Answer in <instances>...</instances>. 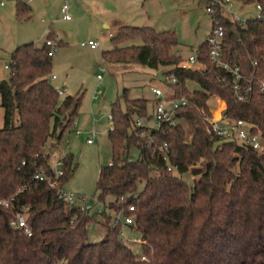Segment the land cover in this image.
<instances>
[{
	"label": "trees",
	"instance_id": "16d2710c",
	"mask_svg": "<svg viewBox=\"0 0 264 264\" xmlns=\"http://www.w3.org/2000/svg\"><path fill=\"white\" fill-rule=\"evenodd\" d=\"M245 1L260 7L259 18L241 24L220 7L215 11L224 29L223 58L248 79L254 77L252 97L245 103L234 100L230 78L210 63L205 42L197 58L205 69H182L181 56L172 51L179 44L175 32L121 26L110 37L113 48L102 52L104 62L169 67L164 75L174 72L177 81L164 83L171 96L184 97L187 105L178 111L175 126L155 129L136 125L137 119L150 123L149 100L129 99L124 90L111 104V160L96 182L102 210L91 215L58 199L75 169L72 154L63 155L64 174L56 189L33 180L39 171L47 177L53 172L44 147L51 139L57 146L73 127L81 97L57 95L48 79L52 56L45 43L41 48L24 44L12 52L8 78L0 81V264H264V155L209 134L205 123L219 99L225 103L223 119L251 124V132L264 140V0ZM16 5L19 15L29 11L25 4ZM54 34L49 29L46 40ZM133 40L142 44L124 45ZM190 82L198 88L191 90ZM163 143L176 172L166 171L154 152ZM24 208L31 236L10 225ZM111 212H123L134 222L115 224ZM97 218L104 235L90 242L87 226Z\"/></svg>",
	"mask_w": 264,
	"mask_h": 264
},
{
	"label": "rangeland",
	"instance_id": "374dc122",
	"mask_svg": "<svg viewBox=\"0 0 264 264\" xmlns=\"http://www.w3.org/2000/svg\"><path fill=\"white\" fill-rule=\"evenodd\" d=\"M208 1L33 0L28 4L29 11L20 15L17 14V5L13 2L0 8V81L8 78L9 73L4 66L9 63L12 52L18 46L32 43L36 48H41L49 29L55 33L51 40L56 44L60 40L63 42V45L56 48L52 57V68L48 79L51 76L56 77V80L49 81L53 87L64 86L66 89L64 96L81 97L76 125L82 132L76 136L77 128L71 127L64 133L57 146H52L56 143L55 139L49 140L44 152L49 154V163L52 167L55 161L66 153L73 155L75 169L63 186L65 191L90 198L91 205L96 200L98 173L111 160L107 116L111 114V104L116 102L124 90L128 91L129 99L149 100L148 112L151 116L155 99L152 89H160L164 95L171 92L163 82L164 72L168 71L169 67L150 69L137 64L104 62L102 52L113 48L110 35H115L119 26L123 25L147 26L159 32L172 31L175 32L179 42L172 51L179 54L181 59H186L205 42L212 30V15L205 11ZM25 2L26 0H22V4ZM64 4L69 6L70 21L64 20L60 13ZM213 10L216 11V8ZM229 10L242 20L253 18L258 14L256 3L245 0H231ZM221 11L225 15L229 14L224 8H221ZM89 40L98 42V47L90 49L81 46ZM141 44L140 40H133L124 45ZM97 75L102 76L100 83ZM98 86L101 93L97 99H94L93 95ZM188 87L191 90L198 88L192 82L188 83ZM120 106L124 109L121 98ZM223 107L220 102L218 108L213 111L216 118H219ZM3 115L0 102V129L4 127ZM150 124L154 125L153 119ZM92 130L96 135H90L93 144L88 145L84 133ZM136 155L137 153L133 151V156ZM92 198L94 201L91 200ZM97 211L98 207L94 206L91 214ZM111 214L114 219L115 214L112 212ZM98 221L99 218L87 226L90 242H97L104 235ZM134 246L137 249V246Z\"/></svg>",
	"mask_w": 264,
	"mask_h": 264
},
{
	"label": "built area",
	"instance_id": "2783aa9c",
	"mask_svg": "<svg viewBox=\"0 0 264 264\" xmlns=\"http://www.w3.org/2000/svg\"><path fill=\"white\" fill-rule=\"evenodd\" d=\"M32 0H26L25 5L27 3H30ZM9 2H13L15 4H22V0H0V8L6 6ZM224 8L229 14L226 15L231 21L244 24L246 20H242L238 16L230 13L229 8L231 7V0H209L205 11L208 14L212 15V30L209 34V36L206 38L205 43L207 47V53H208V59L211 64H213L216 68L222 69L225 71L229 78H230V86L233 92V98L237 103H245L249 101L252 97V86L251 81L254 78L248 79L241 71L240 67L237 65H231L227 60H225L222 56V41L224 37V29L223 26L219 24L218 20L215 18V11L213 10L216 7ZM256 9L259 12L260 7L256 5ZM60 13L62 15V18L66 21L71 20V16L68 12V5L64 4L62 5L60 9ZM255 17H260L259 14H257ZM111 36V35H110ZM99 43L89 40L86 43H82V47H89L90 49H96L98 47ZM45 46L48 47V55L52 56L55 53L56 48L58 45L51 39L45 40ZM198 55L199 50L196 49L192 52V54L186 58L182 59L181 62L178 64V67L182 69H196L201 68L205 69V65H199L198 63ZM199 66V67H197ZM252 66H256V62H252ZM4 69L8 70V65L4 66ZM103 71V68L101 69ZM56 79L55 76L50 77V81H54ZM97 79L99 83L102 80L101 75H97ZM167 82L169 84H175L176 83V75L174 72L168 73L167 75H164L163 82ZM219 81L224 82V79L221 78ZM56 93L58 96H64L65 95V87L55 88ZM260 89L264 91V84L261 83ZM101 90L98 86V89L93 95L94 99H97L100 95ZM152 93L154 94V101L155 105L153 108V114L152 118L154 121V125H151L150 123H145L143 119H137L136 125H147L148 127L153 126L155 129H159L161 126H175L179 122L178 118V111L185 107L187 105V100L184 97L175 98L171 96L170 93L164 95L160 89L153 88ZM219 105V99L216 100L214 109L211 110V116L205 118L206 123V131L209 134L215 135L217 137L224 138L226 140H236L239 143L251 147L254 151H256L259 154L264 155V140L261 137L260 133H253L251 132L252 125L249 123H246L243 120H227L223 119L222 113L224 110H221L219 113V118H215L213 115V111L218 108ZM108 120V131L113 130V119L112 116L109 114L107 116ZM73 127H76V122L74 121ZM81 132L76 130L75 135H80ZM95 136L96 132L92 130L91 132H88L85 134L86 143L92 144L93 139L91 136ZM157 153L158 160H161L165 164V169L168 172H176L175 166H173L169 162L168 157V145L166 143H163L158 147V151H154ZM110 164V163H109ZM53 172L49 177L42 174L40 171L34 174L33 180H37L39 182H45L50 189H56L58 187L59 181L61 177L64 174L63 170V156L58 158L53 167ZM127 198V195L124 194L119 198L121 202L125 201ZM58 199L61 200L63 203L67 205H73L75 207H78L83 213L90 214L93 210L94 206L98 207V211L100 212L102 210V206L99 205L96 200L94 201V198L91 200L94 201L93 205L89 203L90 198L86 196H76L73 195L70 192H67L63 189L58 190ZM3 205L5 207L9 206L8 202H3ZM134 207L129 206L128 212H133ZM26 209L24 208L22 212H17L13 218V220L10 222V225L13 228H19L23 229L25 234L27 236H31V229L27 225L26 222V215H25ZM123 212H120L115 215L114 223H121L124 227L132 225L134 222V219L132 216H123ZM122 235L125 236V231L122 230ZM131 241L135 243H139V239H132Z\"/></svg>",
	"mask_w": 264,
	"mask_h": 264
},
{
	"label": "crops",
	"instance_id": "0c3cea01",
	"mask_svg": "<svg viewBox=\"0 0 264 264\" xmlns=\"http://www.w3.org/2000/svg\"><path fill=\"white\" fill-rule=\"evenodd\" d=\"M32 1H33V0H32ZM32 1H31V2H32ZM31 2H30V3H31ZM30 3H27L26 5L28 6V4H30ZM28 7L30 8V6H28ZM68 10H69V6H68ZM123 26H125V25H123ZM119 27H121V26H119ZM110 37H111V36H110ZM55 80H56V79H55ZM63 87H64V86H63ZM54 88H57V87H54ZM220 102L224 105V107L222 108V110H224V109H225V103L222 102L221 100H219V103H220ZM218 106H219V105H218ZM75 122H76V120H75ZM76 124H77V123H76ZM77 127H78V125H76V128H77ZM76 130L80 131L78 128H77ZM80 132H82V131H80ZM88 132H89V131H88ZM88 132H85V133H84V136H85V134L88 133ZM92 144H93V143H92ZM88 145H89V144H88Z\"/></svg>",
	"mask_w": 264,
	"mask_h": 264
},
{
	"label": "bare ground",
	"instance_id": "6f19581e",
	"mask_svg": "<svg viewBox=\"0 0 264 264\" xmlns=\"http://www.w3.org/2000/svg\"><path fill=\"white\" fill-rule=\"evenodd\" d=\"M216 118V117H215Z\"/></svg>",
	"mask_w": 264,
	"mask_h": 264
}]
</instances>
